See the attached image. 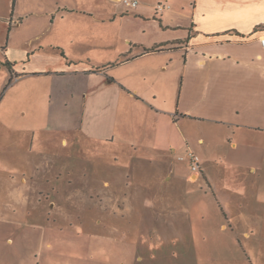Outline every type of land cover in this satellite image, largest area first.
<instances>
[{
  "label": "rangeland",
  "instance_id": "obj_1",
  "mask_svg": "<svg viewBox=\"0 0 264 264\" xmlns=\"http://www.w3.org/2000/svg\"><path fill=\"white\" fill-rule=\"evenodd\" d=\"M57 1L81 11L64 14L43 41L81 66L107 63L130 33L154 37V24L123 17L135 10L119 0ZM29 3L35 20L46 7ZM85 88L82 76H26L1 87L0 128L35 126L44 132L33 148L49 154L28 169L19 156L28 134L0 131V264H264V184L226 160L223 133L193 128L207 139L197 150L210 184H155L153 158L138 162L124 146L75 130Z\"/></svg>",
  "mask_w": 264,
  "mask_h": 264
},
{
  "label": "crops",
  "instance_id": "obj_2",
  "mask_svg": "<svg viewBox=\"0 0 264 264\" xmlns=\"http://www.w3.org/2000/svg\"><path fill=\"white\" fill-rule=\"evenodd\" d=\"M49 1L57 3L50 7ZM159 1L170 8L155 13ZM40 4L46 8L32 20L29 0H0L1 87L26 76H82L88 88L75 130L95 142L124 146L142 157L138 162L153 158L155 184H191L199 177L210 184L208 161L197 150L207 139L193 134L198 127L223 133L232 154L226 160L240 172L246 169L251 184H264V48L257 40L264 32V0H139L123 17L153 23L154 37L130 33L115 57L90 67L75 62L58 42L43 41L64 14L81 9L57 0ZM13 124L8 122L10 132L28 134L19 154L28 169L36 158L44 163L49 153L33 148L44 131ZM188 151L200 158L199 176L184 166L188 159H179Z\"/></svg>",
  "mask_w": 264,
  "mask_h": 264
},
{
  "label": "built area",
  "instance_id": "obj_3",
  "mask_svg": "<svg viewBox=\"0 0 264 264\" xmlns=\"http://www.w3.org/2000/svg\"><path fill=\"white\" fill-rule=\"evenodd\" d=\"M125 7L127 8H136L139 4V0H119ZM170 8V5L165 1L156 2L154 5L155 13H161L164 10ZM257 40L262 48H264V32L257 37ZM188 159L190 172L191 173H200L201 166H200V158L198 155L193 153L192 151H188L184 156H180L179 159Z\"/></svg>",
  "mask_w": 264,
  "mask_h": 264
}]
</instances>
